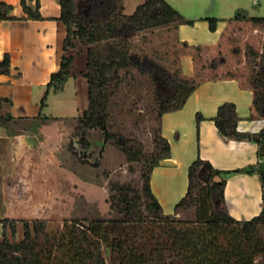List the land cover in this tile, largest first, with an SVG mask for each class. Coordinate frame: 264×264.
<instances>
[{
  "label": "trees",
  "instance_id": "16d2710c",
  "mask_svg": "<svg viewBox=\"0 0 264 264\" xmlns=\"http://www.w3.org/2000/svg\"><path fill=\"white\" fill-rule=\"evenodd\" d=\"M59 2V19L66 27L63 54L60 68L51 73L46 83L36 118L43 121L57 119L42 115L41 110L46 106L47 95L50 91L57 92L64 88L72 76L71 67L75 59V55L69 52L75 50L78 44L89 46L93 42L92 37L98 34V30H95L92 35L91 29L99 26L106 30L105 38H112L114 41L108 42L102 49L87 48L85 68L77 74L88 79L92 100L83 114L76 118L72 137H77L79 147L86 150L91 144L87 131L101 129L106 136L105 131L113 126L114 110H108V120H103L107 94L98 90L95 81L97 67L105 60H114L124 54L127 48L118 40L135 36L142 28L158 26L160 35L167 37L170 48L161 50L153 47L149 52L129 54V66L124 75L127 79L133 77L131 84L151 86L152 104L149 111L154 116H150L148 121L159 142L150 154H143L152 161L142 165V170L146 173L144 183L133 179H108L111 211L109 218L83 217L64 220L55 233L47 231L46 220L0 218V264H264V125L257 133L238 131L239 117L233 102L219 105L211 120L222 138L245 139L257 143L260 161L256 165L224 170L215 168L208 160L197 156L187 168V188L174 205L172 214L163 213L151 191V170L158 165L160 159L169 155V147L160 136L161 114L165 110L180 108L196 86L206 77H210L203 76L204 66H199L202 61V48H189L186 42L179 43L176 39L177 25L191 24L193 21L185 19L166 0H143L130 15L124 13V0ZM20 4L25 13L20 18H43L39 11V0H36L33 7L27 5L25 0H20ZM11 9V4L0 1V19L18 18L9 14ZM206 20L209 29L213 31L218 19L208 17ZM232 20H246L254 26L264 27V17H247L245 14L236 13ZM178 46L193 51L196 63L194 76L182 74L179 59L175 56ZM233 51L240 52V49ZM244 51L246 63L250 65L247 83L252 91V107L258 115L264 116V64L256 72L258 50L252 45H246ZM223 62L220 56H216L206 61V64L214 71ZM0 73L9 74L7 53L0 60ZM222 76L234 78L235 74L227 71ZM107 78L109 86L117 81L115 68L107 73ZM164 102L173 105L167 108ZM10 105L9 98L0 97V122L14 119L5 111ZM114 106L119 108V114L124 111L120 100L115 101ZM131 111L132 108H125V112ZM253 117L255 115L250 116ZM202 119L203 116L196 113L197 132ZM73 145L74 141L71 140L69 152L82 163L88 162L87 159L80 158L82 156L74 151ZM89 164L93 167L99 166V162ZM240 172L256 173L261 182V209L250 219L234 218L229 212L224 195L227 177ZM108 174L109 171L107 176ZM141 187H144L147 199L145 207L149 213L138 219L135 211L139 205ZM18 222H21L22 238L15 240ZM106 252L108 256L105 255Z\"/></svg>",
  "mask_w": 264,
  "mask_h": 264
},
{
  "label": "crops",
  "instance_id": "0c3cea01",
  "mask_svg": "<svg viewBox=\"0 0 264 264\" xmlns=\"http://www.w3.org/2000/svg\"><path fill=\"white\" fill-rule=\"evenodd\" d=\"M0 1L11 4L9 14L18 17L0 19V60L5 53L9 55V74L0 73V97L11 100V105L5 111L14 117L0 122V218H9V208L15 207L13 203L17 201H11L10 205L7 194L19 190L20 185L26 188L33 157L48 156L53 152L51 143L59 145V139H62L63 133L57 121H43L36 116L40 111V100L46 90V83L51 73L60 68L66 27L59 19V0H39L42 19L20 18L25 16L20 0ZM166 1L185 19L193 21L191 24L177 25L176 39L179 43L186 42L189 48H202V72H214L206 61L220 56L224 62L218 68L235 74L234 78L221 75L206 77L180 108L165 110L161 114L160 136L169 147V155L160 159L158 165L152 168L150 187L163 213L172 214L174 205L187 188V168L197 156L208 160L215 168L224 170L256 165L260 161L257 143L245 139H225L219 135L211 120L218 106L224 102L235 104L239 117L237 130L241 132H259L264 125V116L258 115L252 107V91L247 83L250 65L246 63L244 54L246 45H252L255 49L257 46L251 42L249 35L240 44L234 38L245 31H257L258 26L246 20L215 17L218 21L212 31L206 20L212 16L209 10L203 11L206 0ZM25 2L33 7L36 0ZM142 2L124 0V13L132 14ZM234 49H240V52ZM175 56L179 59L182 74L194 76L196 63L193 51L178 46ZM263 64L264 58L259 54L255 71ZM71 74L72 78L78 75L72 71ZM262 77L264 79V75ZM63 91L64 88L48 93L42 114L48 106L50 95ZM196 113L203 116L198 132ZM251 115L255 117L250 118ZM224 195L229 212L236 219H250L261 209L262 188L256 173L229 175Z\"/></svg>",
  "mask_w": 264,
  "mask_h": 264
},
{
  "label": "rangeland",
  "instance_id": "374dc122",
  "mask_svg": "<svg viewBox=\"0 0 264 264\" xmlns=\"http://www.w3.org/2000/svg\"><path fill=\"white\" fill-rule=\"evenodd\" d=\"M206 10H209L208 13L212 17L227 20H232L236 13L245 14L247 17H264V0H206L203 11ZM98 27L94 26L91 29L92 35L95 30H98V34L92 37L93 42L89 46L78 44L77 48L72 50L76 54L71 67L72 72L77 73L78 70L85 68L87 48L102 49L108 42L114 41L112 38L106 39L104 36L106 30ZM159 28L158 26L142 28L135 36L118 40L127 48L124 54L114 60L112 58L105 60L97 67L95 81L98 90L107 94V104L102 118L107 121L108 110L111 109L114 110V116L113 126L105 131L106 136L101 129L87 131V137L91 142L90 148L86 150L80 148L76 141L77 137H72L76 118L83 114L92 100L88 79L79 74L76 78L70 76L62 93L50 95L48 106L42 115L57 118L55 121L60 125L62 139H59V145L51 143L53 152L48 156L33 157L27 187L20 185L19 190L7 194L10 205L13 200L17 201L13 203L15 207L9 208L8 215L11 216L9 218L46 220L47 231L55 233L64 220L111 216L107 190L109 178L133 179L144 183L146 173L143 172L142 165L152 161L143 154L146 156L150 154L159 142L148 121L150 116H154L149 111L152 104L151 86L131 84L133 77L127 79L124 71L129 66L128 55L133 52H149L153 47L161 50L170 48L167 37L160 35ZM246 32L235 35V42L240 44L242 39L249 35L251 42L257 46L258 54L264 58V49H261L264 48V27L258 26L257 31ZM112 68H115L117 81L109 86L107 73ZM225 72L218 68L214 72L204 71L203 76H222ZM117 100L121 101L124 110L121 114L119 108L114 106ZM164 104L167 108L173 105L170 102ZM127 107L132 108L131 113L125 112ZM71 140L74 141V151L76 150L77 154L82 156L80 158L87 159L88 162L82 163L77 156L69 152ZM89 162H99V166L93 167ZM23 189H26L25 192ZM146 200L144 187H141L139 205L135 211V217L138 219L149 213L145 207ZM21 238V222H18L14 239ZM105 255L108 256V252Z\"/></svg>",
  "mask_w": 264,
  "mask_h": 264
},
{
  "label": "built area",
  "instance_id": "2783aa9c",
  "mask_svg": "<svg viewBox=\"0 0 264 264\" xmlns=\"http://www.w3.org/2000/svg\"><path fill=\"white\" fill-rule=\"evenodd\" d=\"M1 225H2V224L0 223V228H1Z\"/></svg>",
  "mask_w": 264,
  "mask_h": 264
},
{
  "label": "flooded vegetation",
  "instance_id": "af4514ba",
  "mask_svg": "<svg viewBox=\"0 0 264 264\" xmlns=\"http://www.w3.org/2000/svg\"><path fill=\"white\" fill-rule=\"evenodd\" d=\"M89 139V138H88ZM91 145V144H90Z\"/></svg>",
  "mask_w": 264,
  "mask_h": 264
}]
</instances>
